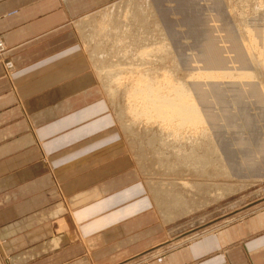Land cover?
<instances>
[{
    "label": "crops",
    "instance_id": "1",
    "mask_svg": "<svg viewBox=\"0 0 264 264\" xmlns=\"http://www.w3.org/2000/svg\"><path fill=\"white\" fill-rule=\"evenodd\" d=\"M115 1L0 0V264H264V208L163 245L74 26Z\"/></svg>",
    "mask_w": 264,
    "mask_h": 264
},
{
    "label": "rangeland",
    "instance_id": "2",
    "mask_svg": "<svg viewBox=\"0 0 264 264\" xmlns=\"http://www.w3.org/2000/svg\"><path fill=\"white\" fill-rule=\"evenodd\" d=\"M74 26L167 224L163 245L264 208V66L245 49L264 60V0H116ZM209 44L217 62L208 59ZM162 77L184 86L207 119L178 128L142 112L132 84Z\"/></svg>",
    "mask_w": 264,
    "mask_h": 264
},
{
    "label": "bare ground",
    "instance_id": "3",
    "mask_svg": "<svg viewBox=\"0 0 264 264\" xmlns=\"http://www.w3.org/2000/svg\"><path fill=\"white\" fill-rule=\"evenodd\" d=\"M103 14L104 13H100V16ZM86 18L85 20H87ZM252 47H245L251 61L254 62L256 66H261L263 68L264 60L261 57H255L256 51ZM207 50L209 51L208 59L210 61L217 62L218 57L215 48L209 44V46H207ZM10 68H13L12 62L11 66H7V69ZM131 91L134 93V95H131L134 98L131 99L135 101L136 105L140 106L142 112L156 116L158 119L164 121L165 124L171 125L170 127H172L173 125H176L178 128L184 127L185 125H196V123L201 122L206 118L204 114L201 113L202 111H198L196 103L190 97L185 87L181 85L171 84L170 80L166 77H162L159 79H150L148 81H142L141 79L137 83L132 84ZM210 116L209 118L212 117ZM206 148L207 147H205L204 149ZM195 160L198 163H201L199 156H197Z\"/></svg>",
    "mask_w": 264,
    "mask_h": 264
},
{
    "label": "built area",
    "instance_id": "4",
    "mask_svg": "<svg viewBox=\"0 0 264 264\" xmlns=\"http://www.w3.org/2000/svg\"><path fill=\"white\" fill-rule=\"evenodd\" d=\"M5 48H4V44L2 41H0V55L4 52ZM6 67L8 66H11V61L5 63Z\"/></svg>",
    "mask_w": 264,
    "mask_h": 264
}]
</instances>
